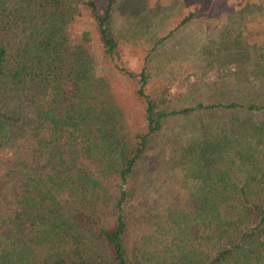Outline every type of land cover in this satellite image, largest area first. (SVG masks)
<instances>
[{
	"label": "trees",
	"instance_id": "16d2710c",
	"mask_svg": "<svg viewBox=\"0 0 264 264\" xmlns=\"http://www.w3.org/2000/svg\"><path fill=\"white\" fill-rule=\"evenodd\" d=\"M106 2L0 0V264H264V34L242 44L232 20L208 43L225 90L192 107L114 67L143 107L131 118L89 33L70 39L87 14L114 61Z\"/></svg>",
	"mask_w": 264,
	"mask_h": 264
},
{
	"label": "rangeland",
	"instance_id": "374dc122",
	"mask_svg": "<svg viewBox=\"0 0 264 264\" xmlns=\"http://www.w3.org/2000/svg\"><path fill=\"white\" fill-rule=\"evenodd\" d=\"M113 2L111 28L118 41V55L112 63L101 60L100 43L87 14L76 17L69 33L70 39L76 41L82 33H89L96 74L109 80L131 118H138L143 107L134 97L132 85L114 67L135 73L146 67L149 76L145 89L147 94L154 99L166 100L174 108L192 107L225 90L219 81L222 76L220 69H209L206 64L208 61L203 49L208 43L214 40L218 44L232 20L242 25V44H254L264 34V0L262 3L261 0ZM97 6L99 14H102L107 6L106 0H97ZM246 6L251 8L239 19L237 14ZM191 13L196 17L184 27L176 28ZM170 32L172 35L159 43ZM224 38L225 35L221 40ZM239 66V63H233L229 72H235ZM232 77L231 74L227 76L224 86L232 84ZM160 142L163 141L157 140L155 145Z\"/></svg>",
	"mask_w": 264,
	"mask_h": 264
}]
</instances>
